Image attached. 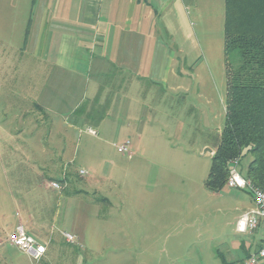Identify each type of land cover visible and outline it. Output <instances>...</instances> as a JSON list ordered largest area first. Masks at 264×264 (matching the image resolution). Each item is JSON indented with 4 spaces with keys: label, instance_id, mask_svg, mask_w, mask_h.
Instances as JSON below:
<instances>
[{
    "label": "rangeland",
    "instance_id": "obj_1",
    "mask_svg": "<svg viewBox=\"0 0 264 264\" xmlns=\"http://www.w3.org/2000/svg\"><path fill=\"white\" fill-rule=\"evenodd\" d=\"M29 1L0 0V264H35L5 244L18 222L50 246L40 264H238L263 246L262 226L235 229L251 194L205 184L226 123L228 86L224 31L206 19L207 0L198 11L180 6L178 37L165 38L173 69L105 81L96 96L106 113L98 124L61 110L57 100L67 90L53 89L51 68L35 52L43 46L39 26L22 49ZM93 77L85 82L87 110ZM126 140L129 152L121 153L116 145ZM250 159L240 161L243 175ZM61 179V190L49 186ZM83 192L93 205L81 202ZM63 231L77 241L68 243Z\"/></svg>",
    "mask_w": 264,
    "mask_h": 264
},
{
    "label": "crops",
    "instance_id": "obj_2",
    "mask_svg": "<svg viewBox=\"0 0 264 264\" xmlns=\"http://www.w3.org/2000/svg\"><path fill=\"white\" fill-rule=\"evenodd\" d=\"M188 4L195 11L199 10V0H30L25 8L27 28L22 49L28 41L27 32L33 33V27L39 26L36 32L43 46L40 49L38 43L35 52L41 51L51 68L50 81L54 87H48L67 90L61 92L57 103L61 110L66 108L71 113L82 101L92 98L85 92L89 72L94 76L92 88L96 98L111 76L127 74L126 82H129L134 77L141 80L143 77L138 74L163 67L173 69L175 52L165 38L175 40L178 37L180 6L187 7ZM12 5L16 10L20 7L18 2L13 1ZM206 8V19L216 26L215 29L224 31L225 0H207ZM73 88L80 89L79 93L72 94ZM45 102L40 108L47 112ZM45 161L51 160L42 162ZM65 163L67 167L69 163ZM86 193L81 194L84 198L81 202L93 205ZM64 194L67 197L72 195L68 191ZM107 203L110 205L108 199ZM19 224L23 225L15 223L7 234ZM45 228L48 233L52 225L47 223ZM2 232L1 228L0 235ZM5 244L15 247L6 240Z\"/></svg>",
    "mask_w": 264,
    "mask_h": 264
},
{
    "label": "trees",
    "instance_id": "obj_3",
    "mask_svg": "<svg viewBox=\"0 0 264 264\" xmlns=\"http://www.w3.org/2000/svg\"><path fill=\"white\" fill-rule=\"evenodd\" d=\"M224 39L226 123L216 141L205 184L211 190H222L232 161L250 154L244 176L264 191V0H225ZM234 57L237 61L233 64ZM90 107L87 110L86 100L74 115L98 124L106 114L105 108L98 97Z\"/></svg>",
    "mask_w": 264,
    "mask_h": 264
},
{
    "label": "built area",
    "instance_id": "obj_4",
    "mask_svg": "<svg viewBox=\"0 0 264 264\" xmlns=\"http://www.w3.org/2000/svg\"><path fill=\"white\" fill-rule=\"evenodd\" d=\"M89 132L93 135L97 134L91 127L89 128ZM130 143L129 140H126L116 145L118 151L121 153L129 152ZM79 173L85 175L86 171L80 169ZM50 185L57 190L63 188L62 183L57 180L52 181ZM227 185L231 188L247 190L252 198L251 206L243 211L236 220V231L248 233L260 226L264 228V191L253 186L242 174L240 161L238 159L232 161ZM62 235L68 243H75L77 241V236L74 233L63 231ZM5 240L8 244L28 254L35 264H40L47 253L48 243H44L35 234L29 233L22 224L15 226V228L7 234ZM238 264H264V246L251 251L250 254Z\"/></svg>",
    "mask_w": 264,
    "mask_h": 264
},
{
    "label": "water",
    "instance_id": "obj_5",
    "mask_svg": "<svg viewBox=\"0 0 264 264\" xmlns=\"http://www.w3.org/2000/svg\"><path fill=\"white\" fill-rule=\"evenodd\" d=\"M207 150H209L210 152H213L211 149H207Z\"/></svg>",
    "mask_w": 264,
    "mask_h": 264
}]
</instances>
